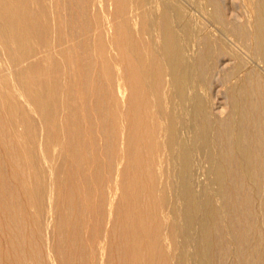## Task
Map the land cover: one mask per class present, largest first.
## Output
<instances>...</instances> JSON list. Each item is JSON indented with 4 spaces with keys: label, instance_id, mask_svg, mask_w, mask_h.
<instances>
[{
    "label": "bare ground",
    "instance_id": "bare-ground-1",
    "mask_svg": "<svg viewBox=\"0 0 264 264\" xmlns=\"http://www.w3.org/2000/svg\"><path fill=\"white\" fill-rule=\"evenodd\" d=\"M243 2L0 0V264H264V0Z\"/></svg>",
    "mask_w": 264,
    "mask_h": 264
},
{
    "label": "rangeland",
    "instance_id": "rangeland-1",
    "mask_svg": "<svg viewBox=\"0 0 264 264\" xmlns=\"http://www.w3.org/2000/svg\"><path fill=\"white\" fill-rule=\"evenodd\" d=\"M225 1H229V0H225ZM241 2H243V3H245V0H240ZM239 0H238V3L240 2ZM239 9H241L240 11H241V14L243 13V11H244V9L243 8H241V7H239ZM242 19H243V17H242ZM15 89H17V88H15ZM26 104V103H25ZM28 107L30 106L29 104H26ZM34 117L36 118L37 116L36 115H34ZM6 128H10V127H6ZM17 129H21L20 128V126H17ZM36 151H37V154H38V156H39V158H40V160H41V162L43 163V165L45 166V169H46V172H47V174H49V172H50V167L46 164V160H45V155H44V150H43V143H42V132L40 133V130H39V133H38V137H37V140H36ZM57 148L58 147H56L55 146V149H53V150H51V154H53V156H55V154L57 153ZM5 170L7 171L6 173L7 174H9V175H11L10 173H11V170H12V168L11 167H9V166H7L6 168H5ZM200 178H201V181H203V176L201 175L200 176ZM53 179L50 177V175L48 176L47 175V177L44 179V183H45V202H46V206H47V212H48V210H49V206L53 203V201L55 200V198H54V196H53V194H54V185H53V181H52ZM75 181L76 182H78V180L77 179H75ZM24 197L23 196H20L18 199L19 200H21V199H23ZM49 205V206H48ZM2 233H1V231H0V236H2L1 235ZM5 254V247H4V245H1V247H0V257H2L3 255ZM145 264H149V263H145Z\"/></svg>",
    "mask_w": 264,
    "mask_h": 264
}]
</instances>
